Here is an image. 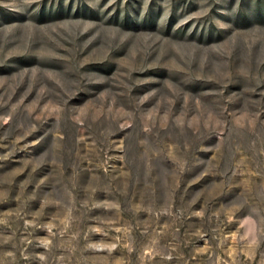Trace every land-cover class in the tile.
<instances>
[{"label":"rangeland","instance_id":"1","mask_svg":"<svg viewBox=\"0 0 264 264\" xmlns=\"http://www.w3.org/2000/svg\"><path fill=\"white\" fill-rule=\"evenodd\" d=\"M0 264H264V0H0Z\"/></svg>","mask_w":264,"mask_h":264}]
</instances>
